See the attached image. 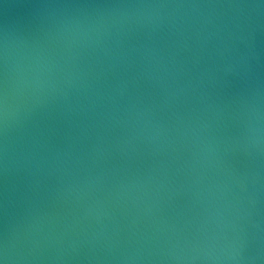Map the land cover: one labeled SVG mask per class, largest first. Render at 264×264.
<instances>
[{
  "label": "water",
  "instance_id": "obj_1",
  "mask_svg": "<svg viewBox=\"0 0 264 264\" xmlns=\"http://www.w3.org/2000/svg\"><path fill=\"white\" fill-rule=\"evenodd\" d=\"M6 91L5 264H264V0H0Z\"/></svg>",
  "mask_w": 264,
  "mask_h": 264
},
{
  "label": "clouds",
  "instance_id": "obj_2",
  "mask_svg": "<svg viewBox=\"0 0 264 264\" xmlns=\"http://www.w3.org/2000/svg\"><path fill=\"white\" fill-rule=\"evenodd\" d=\"M91 29L81 28V38H89ZM77 36L75 33H69L68 39L70 43L75 42ZM5 57L7 58V44H5ZM36 64H40V59H37ZM34 82H39L40 69L33 68ZM14 106L9 102V94L6 91L0 97V123L7 125L14 115ZM246 139L254 146L260 145L264 142V118L261 117L258 110L253 108L250 112L247 121V136ZM6 258V257H5ZM5 258H0V264H5ZM204 259L211 262V264H242V257L239 252H233L228 246L222 247L219 251L206 252Z\"/></svg>",
  "mask_w": 264,
  "mask_h": 264
}]
</instances>
